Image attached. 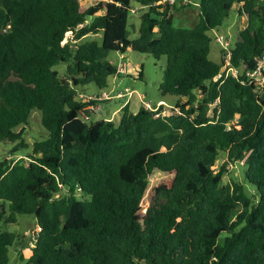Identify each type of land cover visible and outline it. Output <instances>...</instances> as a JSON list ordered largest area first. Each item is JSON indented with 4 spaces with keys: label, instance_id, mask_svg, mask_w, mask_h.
Masks as SVG:
<instances>
[{
    "label": "trees",
    "instance_id": "trees-1",
    "mask_svg": "<svg viewBox=\"0 0 264 264\" xmlns=\"http://www.w3.org/2000/svg\"><path fill=\"white\" fill-rule=\"evenodd\" d=\"M182 1L0 0V142L28 147L35 110L48 132L28 163L0 158V264L19 214L39 226L25 264H264V97L244 82L264 54V0H198L197 24L179 27ZM137 4L147 10L133 38ZM235 4L248 17L229 48L241 74L217 79L227 51L210 58V32ZM128 48L166 57L159 88L180 100L165 114L125 103L118 121L84 120L79 88L107 89L121 75L108 55ZM230 163L241 177L225 181ZM155 170L171 177L141 215Z\"/></svg>",
    "mask_w": 264,
    "mask_h": 264
},
{
    "label": "rangeland",
    "instance_id": "rangeland-1",
    "mask_svg": "<svg viewBox=\"0 0 264 264\" xmlns=\"http://www.w3.org/2000/svg\"><path fill=\"white\" fill-rule=\"evenodd\" d=\"M99 0H80L84 9L97 3ZM198 0H183L180 3V9L174 10L173 20L174 24L179 27H193L197 24L200 19ZM188 3H191L188 4ZM186 5L182 7V5ZM136 8L130 12L132 37L135 38L138 34V28L140 25V17L147 10V8H141L139 5H135ZM139 7V8H137ZM239 4L234 5V10L229 14V16L224 20L223 25L215 28L210 32L212 37V50L210 53V58L216 62H220L222 56V50L228 51L230 45L235 44L238 39V32L240 29L244 28L248 22L247 15H240L238 13ZM133 25V28H132ZM73 34L69 33L64 39L66 42L69 38H72ZM224 36L223 42L217 41L216 37ZM88 37L82 40H76L73 43L77 44L83 40L88 39ZM229 43L228 47H225V42ZM107 59L121 65L126 62L128 65V74L121 73L119 76H111L108 82V90H111L112 94L118 92H123L126 94L124 98L112 97L103 103V107L99 111L90 110L85 117H82L90 122L99 119H114L119 120L121 117V111L119 110L121 106L125 104L128 96V92H132L133 96L129 100L131 106V111H137L139 107L146 106L147 108L158 110L161 104L164 105V110L162 114L170 112L175 106L180 98L176 95H163L160 91V83L163 80V71L166 66V57L157 59L153 55L148 53H141L132 48H128L124 53L119 51H112L108 55ZM55 69L59 70L61 74L65 73V66L60 63L55 66ZM143 72V77L140 75ZM80 94L85 96L95 95L99 92V89L95 84L85 85L80 87ZM81 98V97H80ZM83 99V98H81ZM85 99V98H84ZM165 102H160L161 100ZM185 101V100H184ZM48 135L47 130L41 125V114L40 111L35 110L32 112L29 119V123L25 125L24 137L29 144L28 147L20 149L15 153H9L15 143L11 141H1L0 142V158L8 157L15 161L23 160L25 163L30 161L29 154L31 153L32 145L35 140H40L46 138ZM224 161L221 158L215 168L221 165ZM242 167L237 163H230L228 165V171L225 175V181L231 177H241ZM171 175L167 172L160 170H155L149 177V185L141 202V215L146 213L147 208L151 205L152 199L157 195L156 188L161 185V183L170 178ZM5 230L15 232L19 237L17 238L15 244L12 246L11 250V264H25L26 260L21 261V256L24 259L32 254V248L35 246L37 236H38V222L34 215L19 214L16 223H10L4 227ZM227 233L223 232L221 234V239H223Z\"/></svg>",
    "mask_w": 264,
    "mask_h": 264
},
{
    "label": "built area",
    "instance_id": "built-area-1",
    "mask_svg": "<svg viewBox=\"0 0 264 264\" xmlns=\"http://www.w3.org/2000/svg\"><path fill=\"white\" fill-rule=\"evenodd\" d=\"M165 1H167L169 3L175 2V0H165ZM216 40L223 42L224 36L216 37ZM228 46H229V43L226 41L225 47H228ZM224 60H225V62L223 64L222 71L217 76V79H219L222 75L228 76L230 74L238 77L241 74V70L239 68H236V67L231 65L229 49L224 56ZM118 71L120 74L121 73L128 74L127 63L123 62L121 65H119ZM246 79L247 80H245L244 82L254 84L255 85V91L258 94V96L264 97V54L260 58V60L257 64V67L253 71H250L247 73ZM125 96H126V94L123 92H118L116 94H112L111 90H108V89H104L101 93L95 94L93 96H91V95L85 96L83 94H80L79 97L83 98L82 100L84 102H87V105L81 110V116L83 114L85 117H88L87 113L90 110L99 111L103 107V103L106 100L111 99L112 97L124 98ZM132 96H133V93L128 92V96H127L125 103H128ZM87 110H88V112H87ZM157 115H159V114H157Z\"/></svg>",
    "mask_w": 264,
    "mask_h": 264
},
{
    "label": "crops",
    "instance_id": "crops-1",
    "mask_svg": "<svg viewBox=\"0 0 264 264\" xmlns=\"http://www.w3.org/2000/svg\"><path fill=\"white\" fill-rule=\"evenodd\" d=\"M160 102H165L164 100H161ZM130 105V104H129ZM121 108H122V106L120 107V109L119 110H121ZM130 108H131V106H130ZM140 108V107H139ZM106 119H108V118H106Z\"/></svg>",
    "mask_w": 264,
    "mask_h": 264
}]
</instances>
